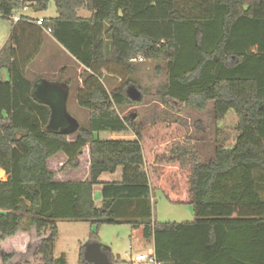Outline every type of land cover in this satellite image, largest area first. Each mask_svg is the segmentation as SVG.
<instances>
[{
  "label": "trees",
  "instance_id": "obj_1",
  "mask_svg": "<svg viewBox=\"0 0 264 264\" xmlns=\"http://www.w3.org/2000/svg\"><path fill=\"white\" fill-rule=\"evenodd\" d=\"M51 3L56 18L38 26L22 16L0 51V72L10 76L0 80V169L7 176L0 181V264H56L61 221L90 223L88 243L98 244L102 226L128 225L132 238L154 242L158 264H264V0H0V15L12 20ZM81 10L90 16L80 17ZM48 30L88 70L77 93L88 127L80 126L74 141L48 130L51 108L34 94L46 78L27 77ZM139 57L166 65L164 105L205 112L213 102L216 123L234 111V147L217 139L205 163L180 126L137 128L123 118L120 109L142 101L128 95L141 90L131 62ZM106 77L119 87L109 92ZM101 133L135 139L102 140ZM88 146L89 179L56 180L50 159L64 154L61 171L78 170ZM120 168L122 181L100 183ZM155 190L191 205L195 221L156 225ZM84 252L85 245L79 262L90 264Z\"/></svg>",
  "mask_w": 264,
  "mask_h": 264
},
{
  "label": "rangeland",
  "instance_id": "obj_2",
  "mask_svg": "<svg viewBox=\"0 0 264 264\" xmlns=\"http://www.w3.org/2000/svg\"><path fill=\"white\" fill-rule=\"evenodd\" d=\"M30 5L28 4V7ZM26 15L36 17L55 18L57 12L55 5L51 3L46 12L34 13L31 8L23 11ZM80 17H89V13L81 10ZM20 15V14H19ZM69 60V59H68ZM64 56L60 57V64L51 69L54 71L76 70L77 63L68 61ZM136 70L133 75V80L138 84L142 94V101L136 106L125 107L119 110L123 118L130 117L132 114L136 115L133 120L137 128L146 127L150 124H168L178 125L185 132L186 136L191 140L194 147L198 151L201 160L205 163L209 162L215 156L216 140L226 142L228 148H233L237 138L235 129L237 127V116L234 111H230L226 118L220 123L217 128L213 110L214 103L208 104L205 112H200L194 108L186 107L185 105L170 103V106L163 104L161 100V89L167 83L168 73L166 65L161 62L145 60L140 63H133ZM46 64H39L34 68V72L41 74L44 72ZM83 76V75H82ZM29 77L32 78L30 72ZM49 81L56 78L51 73L47 74ZM117 80V79H113ZM75 95V94H74ZM68 113L79 123L82 128L88 127L89 114L88 111L82 109L78 105L77 97L71 95L68 104ZM70 141H74L77 137V132L68 135ZM133 137V134L126 135ZM112 135L103 134L102 139H112ZM130 141V138H127ZM135 139V138H134ZM131 139V140H134ZM118 140V139H114ZM81 167V166H80ZM54 169L60 173L56 180L71 178L83 179L85 178L86 170L89 168L83 157V163L80 171L73 177H69L72 170L67 173L60 172L61 166L55 165ZM69 170V169H68ZM4 172V171H3ZM78 176V177H77ZM5 177V173H4ZM2 178L0 181H5ZM82 181V180H78ZM122 181V169H118L115 174L106 173L100 178V183L119 182ZM94 200L96 206H102V186L98 185L94 188ZM153 201V222L156 225L165 223H192L195 221L193 208L189 204H177L171 202L161 190H155L152 194ZM94 227L90 223L80 222L71 223L61 221L58 223V238L55 248L56 264H80V251L83 245H87L91 231ZM132 230L128 225H104L99 231L100 245L103 249L109 250L115 257L113 264H150L147 261L144 263H135L134 258L137 255L148 257L149 248L142 239L132 238ZM17 247L10 243L8 247ZM33 251V250H32Z\"/></svg>",
  "mask_w": 264,
  "mask_h": 264
},
{
  "label": "crops",
  "instance_id": "obj_3",
  "mask_svg": "<svg viewBox=\"0 0 264 264\" xmlns=\"http://www.w3.org/2000/svg\"><path fill=\"white\" fill-rule=\"evenodd\" d=\"M54 4V3H53ZM51 5V4H50ZM50 7V6H49ZM34 13H42V12H35ZM21 15L23 17H27L30 18L32 20H34L37 24L38 21H43L44 19H49L46 17H36V16H32V15H26L24 14V12H21ZM90 15V14H89ZM56 18V17H55ZM15 21L13 20H5V19H0V51L4 48V46L7 44L12 30L14 28L15 25ZM38 25V24H37ZM39 26V25H38ZM66 57V59L68 61H73V63H77L69 54L67 51H65L59 44L58 42L52 37L51 32L49 31H45L44 34V44H43V48L42 51L40 53V55L36 58V60L32 63V65L28 68L27 71V77L31 80L33 79H37L38 77H45L46 79L44 80V82L50 83V84H56L58 86H61L65 89L68 90L69 94H68V100H67V110H68V104L70 101V97L71 95L75 96V98L77 97V93L79 90L80 85L83 82V76L86 74V72L88 71L87 69H85L83 66L79 65L77 63L76 70H66L65 68H63V70H58V71H53L51 69V67L57 66L60 64V57L64 56ZM41 65V64H46L47 67L45 68L44 72L41 74H37V72L35 73L33 70L37 65ZM30 72L32 73V78L29 77ZM53 75L56 76V78H54L53 80L55 81H49L47 79V74L51 73ZM83 75V76H82ZM10 79L9 73L7 70H3L0 72V80H4V81H8ZM44 79V78H43ZM115 78L113 77H106L103 80V83L106 87V89L111 92L115 89H117L120 85V80H113ZM73 81V83H71V86L66 84V81ZM43 83V82H42ZM41 84V83H40ZM75 94V95H74ZM89 120V119H88ZM221 123V122H220ZM220 123H217V128L221 130V128L219 127ZM103 134H109L112 135V139H102V135ZM129 135V134H126ZM125 134H110V133H101L99 134V138L102 140H114V139H118V140H128L127 138L134 139L135 136L133 137H127ZM83 157H85L86 159V163L87 166L89 168L86 170V176L83 179H71V178H66V179H61L60 181L63 182H67V181H78V180H82V181H86L89 179L90 176V164H91V156H90V147H86L84 149L83 155L80 157V161H81V167H82V163H83ZM67 161V157L64 154H59L57 156H55L54 158L50 159V161L48 162L49 168L56 173V178L57 175L59 176L60 173H58V171L56 172V170L54 169L55 165H60L61 169L64 166V164ZM80 167V169H81ZM62 173H67L68 171L72 170L69 169L67 171H61ZM80 169L78 170H72V172L69 174V177H73L74 175H76V173H78L80 171ZM2 170V169H1ZM3 171V170H2ZM5 173V172H4ZM103 176V175H102ZM60 177V176H59ZM78 177V176H77ZM4 179H7V176L5 174ZM146 243L145 245H147V247L149 248V255L154 256V242L153 241H148V242H144Z\"/></svg>",
  "mask_w": 264,
  "mask_h": 264
},
{
  "label": "water",
  "instance_id": "obj_4",
  "mask_svg": "<svg viewBox=\"0 0 264 264\" xmlns=\"http://www.w3.org/2000/svg\"><path fill=\"white\" fill-rule=\"evenodd\" d=\"M34 94L39 101L51 108L52 113L48 130L67 135L78 131L79 123L67 110L69 94L67 89L56 84L43 82L35 86ZM128 95L134 101L142 99V94L136 88H130ZM131 119L135 120L136 115L132 114ZM84 258L90 264H112L109 256L98 243H88L85 246Z\"/></svg>",
  "mask_w": 264,
  "mask_h": 264
},
{
  "label": "built area",
  "instance_id": "obj_5",
  "mask_svg": "<svg viewBox=\"0 0 264 264\" xmlns=\"http://www.w3.org/2000/svg\"><path fill=\"white\" fill-rule=\"evenodd\" d=\"M26 9H27V8H24V9H22L20 12L14 14L13 17H12V20L15 21V22H18L19 20H21V18H22L21 12L25 11ZM19 14H20V15H19ZM1 18H2V16L0 15V19H1ZM37 24H38L39 26H42L43 21H38ZM48 31L51 32L50 30H48ZM142 61H144V58H142V57H139V58H137V59H132V60H131L132 63H140V62H142ZM134 261H135V263H144V262L147 261V262L150 263V264H158V263L156 262L154 256H151V255H149L148 257H145V256H143V255H137V256H135Z\"/></svg>",
  "mask_w": 264,
  "mask_h": 264
},
{
  "label": "bare ground",
  "instance_id": "obj_6",
  "mask_svg": "<svg viewBox=\"0 0 264 264\" xmlns=\"http://www.w3.org/2000/svg\"><path fill=\"white\" fill-rule=\"evenodd\" d=\"M4 178V172L0 169V180Z\"/></svg>",
  "mask_w": 264,
  "mask_h": 264
}]
</instances>
